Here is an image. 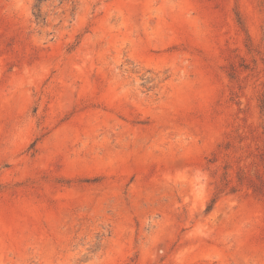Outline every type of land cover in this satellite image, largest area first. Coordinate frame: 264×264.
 Wrapping results in <instances>:
<instances>
[{
    "label": "rangeland",
    "instance_id": "374dc122",
    "mask_svg": "<svg viewBox=\"0 0 264 264\" xmlns=\"http://www.w3.org/2000/svg\"><path fill=\"white\" fill-rule=\"evenodd\" d=\"M0 264H264V0H0Z\"/></svg>",
    "mask_w": 264,
    "mask_h": 264
}]
</instances>
